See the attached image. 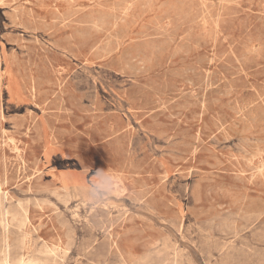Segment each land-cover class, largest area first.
Instances as JSON below:
<instances>
[{
	"label": "rangeland",
	"instance_id": "obj_1",
	"mask_svg": "<svg viewBox=\"0 0 264 264\" xmlns=\"http://www.w3.org/2000/svg\"><path fill=\"white\" fill-rule=\"evenodd\" d=\"M0 4V264H264V0Z\"/></svg>",
	"mask_w": 264,
	"mask_h": 264
},
{
	"label": "bare ground",
	"instance_id": "obj_2",
	"mask_svg": "<svg viewBox=\"0 0 264 264\" xmlns=\"http://www.w3.org/2000/svg\"><path fill=\"white\" fill-rule=\"evenodd\" d=\"M1 5V4H0ZM13 7V6H12ZM11 7V8H12ZM7 10V9H6ZM86 17V16H85ZM17 18V17H16ZM123 21V20H122ZM91 23V22H90ZM95 25H97V24H95ZM97 30H100V27H99V29H97ZM82 33V32H81ZM80 34V33H79ZM126 42V41H125ZM105 46V45H104ZM102 48V47H101ZM103 50H106V49H103ZM99 51H101L102 52V50L100 49ZM178 53V52H177ZM187 53H189V52H187ZM149 62V61H148ZM129 65V64H128ZM132 66H133V64H132ZM129 67V66H128ZM131 67V66H130ZM134 68V67H133ZM141 68V67H140ZM143 69V68H142ZM131 70V69H130ZM135 70H136V67H135ZM139 71H140V69H138ZM132 76H135V75H132ZM133 79V78H132ZM187 82V81H186ZM188 82H190L189 80H188ZM191 83V82H190ZM189 83V84H190ZM33 89V88H32ZM33 91H34V89H33ZM56 91V90H55ZM256 92V91H255ZM257 93V92H256ZM33 98V97H32ZM186 102V101H185ZM198 103V102H197ZM201 103V102H200ZM36 106V105H35ZM184 106V105H183ZM190 107H191V105H190ZM185 108V107H184ZM161 109V108H160ZM184 110H187V109H184ZM167 111V110H166ZM30 112V111H29ZM2 115V114H1ZM1 119H3V118H1ZM152 119V118H151ZM27 131V130H26ZM4 133V132H3ZM164 135V134H163ZM10 139V138H9ZM12 139V138H11ZM9 141V140H8ZM11 141V140H10ZM177 142V141H176ZM197 144V143H196ZM17 151V150H16ZM13 159V158H12ZM21 159V158H20ZM4 161V160H3ZM247 161V160H246ZM9 163V162H8ZM18 163V162H17ZM95 164V163H94ZM22 166V165H21ZM209 166H211V165H209ZM262 166V165H261ZM20 167V166H19ZM262 168H264V166L262 167ZM5 169V168H4ZM161 169V168H160ZM256 170V169H255ZM259 170V169H258ZM34 176V175H33ZM32 176V177H33ZM135 176V175H134ZM5 177V176H4ZM19 179V178H18ZM165 179V178H164ZM5 180V179H4ZM28 180V179H27ZM38 180H40V179H38ZM25 181V180H24ZM72 183V182H71ZM73 184V183H72ZM197 184V183H196ZM29 185V184H28ZM27 185V186H28ZM139 186V185H138ZM19 187V186H18ZM40 187V186H39ZM115 187V186H114ZM195 187V186H194ZM199 187V186H198ZM29 188V187H28ZM199 189H201V187L199 188ZM236 189V188H235ZM29 190V189H28ZM193 190V189H192ZM191 190V191H192ZM31 191V190H30ZM56 191V190H55ZM167 191V190H166ZM125 192V191H124ZM141 192V191H140ZM132 193V192H131ZM139 193V192H138ZM200 193V192H199ZM198 193V194H199ZM123 194V193H122ZM121 195V194H120ZM137 195V194H136ZM193 196V195H192ZM5 197V196H4ZM199 197V196H198ZM244 197V196H243ZM242 197V198H243ZM247 198V197H246ZM252 199V198H251ZM151 200V199H150ZM196 201V200H195ZM199 201V200H198ZM176 202V201H175ZM194 203H196V202H194ZM197 204V203H196ZM177 205V204H176ZM234 206V205H233ZM175 207V206H174ZM248 207H249V205H248ZM188 208V207H187ZM191 208V207H190ZM169 209V208H168ZM192 210V209H191ZM225 211V210H224ZM99 212H101V211H99ZM241 212H244V211H241ZM102 213V212H101ZM110 213V212H109ZM246 213V212H245ZM94 215V214H93ZM103 215V214H102ZM126 215V214H125ZM185 216V215H184ZM102 217V216H101ZM109 218V217H108ZM91 219V218H90ZM92 221V220H91ZM95 221V220H94ZM239 221V220H238ZM112 222V221H111ZM182 224V223H181ZM232 225V224H231ZM114 226V225H113ZM101 227V226H100ZM38 228V227H37ZM40 228V227H39ZM181 228H182V226H181ZM33 229V228H32ZM111 229V228H110ZM102 230V229H101ZM208 230V229H207ZM30 231V230H29ZM39 231V230H38ZM206 231V230H205ZM32 232V231H31ZM180 232V231H179ZM30 233V232H29ZM36 233V232H35ZM7 236V235H6ZM117 238V237H116ZM9 240V239H8ZM28 242V241H27ZM114 245V244H113ZM29 248V247H28ZM118 250V249H117ZM98 252V251H97ZM115 254V253H114ZM119 254V253H118ZM120 255V254H119ZM118 255V256H119ZM129 255H130V253H129ZM103 258V257H102ZM122 258V257H121ZM175 258V257H174Z\"/></svg>",
	"mask_w": 264,
	"mask_h": 264
}]
</instances>
